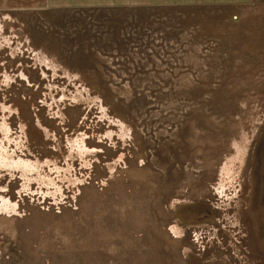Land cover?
<instances>
[{"label":"rangeland","instance_id":"obj_1","mask_svg":"<svg viewBox=\"0 0 264 264\" xmlns=\"http://www.w3.org/2000/svg\"><path fill=\"white\" fill-rule=\"evenodd\" d=\"M54 17L0 11V264H264V0Z\"/></svg>","mask_w":264,"mask_h":264},{"label":"crops","instance_id":"obj_2","mask_svg":"<svg viewBox=\"0 0 264 264\" xmlns=\"http://www.w3.org/2000/svg\"><path fill=\"white\" fill-rule=\"evenodd\" d=\"M253 0H0V11L41 14L54 17L57 14L72 15L73 19H80L81 15L94 14L98 18V12L103 9L136 8L138 7H185V6H226L244 7ZM86 18V16H85ZM84 18V19H85ZM87 19V18H86ZM88 19H93L90 17ZM61 21L59 18H49L48 22L55 24ZM50 27V29H49ZM48 30L56 26L49 24Z\"/></svg>","mask_w":264,"mask_h":264},{"label":"bare ground","instance_id":"obj_3","mask_svg":"<svg viewBox=\"0 0 264 264\" xmlns=\"http://www.w3.org/2000/svg\"><path fill=\"white\" fill-rule=\"evenodd\" d=\"M0 167L11 170V172L19 171L25 174L30 164L21 156L16 155L15 151L9 149V142L0 140Z\"/></svg>","mask_w":264,"mask_h":264},{"label":"built area","instance_id":"obj_4","mask_svg":"<svg viewBox=\"0 0 264 264\" xmlns=\"http://www.w3.org/2000/svg\"><path fill=\"white\" fill-rule=\"evenodd\" d=\"M20 46H22V44L20 45ZM24 52L26 53H29L32 57H36V58H39L41 55H40V53H38V52H35V51H33L31 48H28V47H26L25 49H24Z\"/></svg>","mask_w":264,"mask_h":264}]
</instances>
